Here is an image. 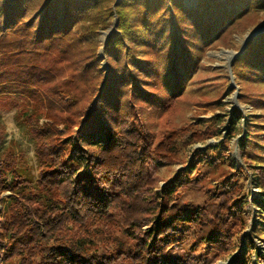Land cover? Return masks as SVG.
<instances>
[{"label": "trees", "instance_id": "16d2710c", "mask_svg": "<svg viewBox=\"0 0 264 264\" xmlns=\"http://www.w3.org/2000/svg\"><path fill=\"white\" fill-rule=\"evenodd\" d=\"M262 1L198 0L189 7L180 0H0V105L17 104L11 95L18 92L25 105L17 114L31 124L47 119L30 128L37 178L13 152L0 153V264H117L121 242L114 255L89 249V235L100 231V220L109 221L112 205L135 241L126 264L165 260L158 244L183 211L171 204L176 186H159L149 165L177 162L187 131L194 141L220 133L222 113L199 115L211 105L222 109L224 93L197 98L202 85L194 86L195 77L206 51L249 17L257 19ZM115 20L100 57L98 33ZM232 70L240 103L261 114L248 116L243 127L244 110L234 108L226 141L243 134L240 156L264 193V164H258L264 163V33L232 61ZM5 135L0 122V149ZM113 180L117 191L109 190ZM258 200L264 208V195ZM241 202L226 197L221 216L206 223L188 217L198 227L196 239L217 247L229 230L233 244L239 235L230 230V208L240 210ZM255 253V264H264V254Z\"/></svg>", "mask_w": 264, "mask_h": 264}, {"label": "rangeland", "instance_id": "374dc122", "mask_svg": "<svg viewBox=\"0 0 264 264\" xmlns=\"http://www.w3.org/2000/svg\"><path fill=\"white\" fill-rule=\"evenodd\" d=\"M180 1L184 6L192 7L196 5L198 0ZM261 4L264 6V0ZM248 19L245 20L244 24L237 25L227 35L224 42L223 40L218 41L211 49L206 51L201 61L200 71L195 77L197 82L194 86L202 85V90L196 93L197 98L205 93L207 94L204 95L205 97L218 98L222 92L224 93L220 98L223 105L222 109L215 110L211 105L206 113H202L203 107L197 108L193 105V111H201L198 112L202 113L199 115L200 117H211L215 113L223 114L224 121L219 123L220 133L202 141H194L190 139L191 131H187L184 136L187 141L182 142V152L177 162H158L149 165V172L158 181L159 186L170 185L171 182L176 186L171 204L183 211V216L174 227V230L158 244V249L161 250L165 258V260H160L159 264H188L192 260L195 261L194 264H237L241 259L239 255L244 250H246L247 257H245L242 264H255V251L264 254V208L257 203L258 198L260 199L264 193L261 192L260 187L255 185V179L253 178L255 174L248 169V163H244L240 156L238 138L243 134L230 139L228 142L226 141V136L229 135L227 130L229 116L227 114L237 108L235 107L236 100H238L239 108H242L245 114L238 122L239 125L244 127L243 122L251 114H261V108L253 111L251 105L240 103V87L236 82V78L235 85L232 84L228 67L231 52L240 51L249 32L263 28V32L253 37L249 42L264 33V8L259 12L258 18H255L256 20L254 16ZM115 24L116 20L111 26L100 30L98 33L100 57H105L106 40L114 30ZM110 28H112L111 31ZM246 48L238 56H243ZM102 64L106 66V59L102 61ZM12 97H14L13 99L17 104L13 106L0 105V122L6 128V135L0 153L13 152L19 166L27 168L29 174L37 178L39 169L37 167L36 144L30 128L43 127L42 125L47 119L42 117L39 124L35 122L31 124L22 114L16 113L18 107H24V97L20 96L18 92H13ZM260 121L264 124V117H261ZM9 124L14 125L11 132L8 130ZM59 129L64 130L63 125H60ZM226 146L228 150L224 152L223 148H226ZM210 147L214 150H210ZM198 148H202L201 151L203 152H195ZM227 154L232 157V161L228 159ZM241 165L244 166V169L239 171L237 168ZM183 169H186L187 172H181ZM7 181L9 182L10 178H7ZM115 181H118L117 177ZM160 188L156 187L154 190ZM109 190H116L114 180L111 182ZM7 194L9 192L2 193V195ZM226 197L232 199L243 198L240 210H236L235 207L230 208L232 219L228 221L232 226L230 230L234 231L235 235L238 234L239 237L235 236L237 239L232 241L233 244L228 243L230 233L229 230H226L221 233L219 238L216 237L219 242L217 247L214 241H199L195 237L198 227L187 221V218L195 217L201 223H206L216 216H221L219 215L220 205ZM0 208H2L1 201ZM110 214L109 221L100 220L98 222L100 231L89 235L92 239L89 249L97 250L101 254L114 255L115 253L112 250L116 248V243L119 241L122 245L121 252H123V256L117 260V264H126L129 248L135 244V241L123 229L121 223L124 218L120 208L112 205ZM243 221H245V226L244 231H241L240 223ZM2 222L3 219L0 217V225ZM142 227L146 228L147 226ZM134 230L139 232L140 228Z\"/></svg>", "mask_w": 264, "mask_h": 264}, {"label": "water", "instance_id": "95a60500", "mask_svg": "<svg viewBox=\"0 0 264 264\" xmlns=\"http://www.w3.org/2000/svg\"><path fill=\"white\" fill-rule=\"evenodd\" d=\"M112 30V28H110V31ZM263 32V28H259L255 31H252V32H249L247 35H246V38H245V41H244V45L243 47L240 49L239 52H231V55H230V58H229V63H228V67H229V72H230V76H231V81H232V84L235 85V77L233 75V71H232V61L233 59L238 56L241 52H243V50L245 49V47H247L248 45V42L255 36H258L260 35L261 33ZM238 95V94H237ZM235 107H240L238 105V100H236V105Z\"/></svg>", "mask_w": 264, "mask_h": 264}, {"label": "clouds", "instance_id": "9594fccd", "mask_svg": "<svg viewBox=\"0 0 264 264\" xmlns=\"http://www.w3.org/2000/svg\"><path fill=\"white\" fill-rule=\"evenodd\" d=\"M41 123H43V121H41ZM14 128V125L13 124H9L8 126V130L11 132Z\"/></svg>", "mask_w": 264, "mask_h": 264}]
</instances>
